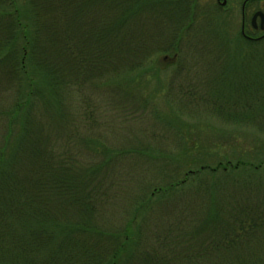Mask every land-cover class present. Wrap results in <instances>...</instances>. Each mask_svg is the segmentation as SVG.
Segmentation results:
<instances>
[{"label":"trees","instance_id":"trees-1","mask_svg":"<svg viewBox=\"0 0 264 264\" xmlns=\"http://www.w3.org/2000/svg\"><path fill=\"white\" fill-rule=\"evenodd\" d=\"M222 15L200 0H0V264H264V203L249 199L264 154L187 163L203 121L264 132V40L230 36ZM186 60L201 70L149 89L155 67ZM121 117H149L173 154L163 134L110 141Z\"/></svg>","mask_w":264,"mask_h":264},{"label":"rangeland","instance_id":"rangeland-1","mask_svg":"<svg viewBox=\"0 0 264 264\" xmlns=\"http://www.w3.org/2000/svg\"><path fill=\"white\" fill-rule=\"evenodd\" d=\"M201 3H205L207 4V2H213L215 5L219 6L216 3V0H200ZM229 1H233L232 4L230 3V5H228L227 9L224 8L222 9V11L224 12V16L223 19H220L219 21V25L222 26V30H224L227 34H229L230 36H234L236 33H238L240 31V4H241V0H229ZM201 21L205 20L203 19V14L201 15V17L199 18ZM199 21V20H198ZM198 31H200V33L204 32V22H200L199 26L196 27ZM223 31V32H224ZM199 33V35H200ZM207 36V35H206ZM235 43V41L233 42ZM187 49V48H186ZM190 49L193 48H188V50H184L186 52H190ZM236 50V54L239 53L240 50L238 49H234V51ZM185 52V53H186ZM240 54H242L243 57H245V52H240ZM189 54H187L188 56ZM162 59V58H160ZM168 58L165 59V61H162L161 64L166 65V63L168 64L170 61L167 60ZM187 61V60H186ZM251 61V59H250ZM240 66L239 70H240ZM176 69V70H175ZM179 67L175 68V67H169V68H163V67H155L153 70L155 71L156 75H154L155 77H152L150 82H149V89H152V87H157V86H164L166 83H168L169 81H171V79L176 75L175 72H182V71H192L194 69H200L201 70V66H191L189 67V62H185V64H183V67L180 68ZM153 71V72H154ZM235 85H238L237 81L235 80ZM157 106L158 108H160L161 110L166 111L167 107H166V102L165 100H163V98H159L157 100ZM147 119H142L138 120L139 124H137V127H135V129H128L127 126H129V124L131 122V120H124V117L121 118H117L119 119L115 124H114V131H112L109 134V140L112 141L113 143L120 145L122 148H125L126 145L133 141L134 139L138 140L140 145L143 146V143H146V145H150L151 141L153 138H158L159 140H162L160 138L159 135L163 134V141H167V144L164 145V142L162 141L161 145L158 147H162L165 151L168 152L169 157L171 156L170 154H173V150L172 149V145L169 144V142L171 141V136H166L167 134L162 133L161 131H159V127L157 126L156 128L151 126V122L149 119V117H146ZM101 119H99L98 121H100ZM138 121L134 122L137 123ZM203 121V119H202ZM130 122V123H128ZM204 124L207 125V128L205 131H201L200 133V140L198 144H195L197 146L196 149H192L191 147V143L192 142H188V147L191 153H189L186 157H187V163H189L188 161L191 160L193 157L199 158L201 157V161L204 162L203 156H209L210 154L212 155L211 159H206L207 161H205L208 164H214L216 161L218 160H222L224 161L225 159L228 160H232V161H237V160H244V161H256V158L258 157V155H262L264 154V132H261L255 128L252 127H243V126H235V125H225L223 123L214 121V120H206L203 121ZM102 128H103V123L102 121H100ZM204 126H202L203 128ZM124 128L128 129L126 133H124ZM105 129V128H103ZM122 129V130H121ZM132 132H131V131ZM218 130V131H217ZM206 132V133H205ZM197 138V137H196ZM166 139V140H164ZM157 142V141H156ZM155 143V142H153ZM169 144V145H168ZM214 144V145H213ZM219 144V146H218ZM217 147H216V146ZM151 148V147H149ZM172 151V152H171ZM264 179V176L263 178ZM264 187V180H262V184L261 186H259L258 188H256V190L254 192H251V196H250V200L251 201H259L261 203H264V190H260ZM237 192V189L233 187V194H236L235 190ZM264 189V188H263ZM263 247H264V241L261 242ZM148 244V243H146ZM137 249V250H136ZM145 251V253H149L152 251V247L149 246L148 249L143 250V248L140 245H136L134 252L136 251ZM247 250H249V252L247 253L250 257L251 262H253V259H251V256L253 255V253H255V249L254 246L251 248H248ZM261 255H263V253H261ZM264 260V257L262 258ZM221 262L224 263L223 260H220ZM219 261V262H220ZM218 262V263H219Z\"/></svg>","mask_w":264,"mask_h":264},{"label":"flooded vegetation","instance_id":"flooded-vegetation-1","mask_svg":"<svg viewBox=\"0 0 264 264\" xmlns=\"http://www.w3.org/2000/svg\"><path fill=\"white\" fill-rule=\"evenodd\" d=\"M232 2L229 0H216L220 9H227V6ZM259 13L261 14L259 15ZM254 15L256 16L253 19ZM240 21V33L243 38L264 40V0H241Z\"/></svg>","mask_w":264,"mask_h":264},{"label":"water","instance_id":"water-1","mask_svg":"<svg viewBox=\"0 0 264 264\" xmlns=\"http://www.w3.org/2000/svg\"><path fill=\"white\" fill-rule=\"evenodd\" d=\"M260 14H261V13H259V15H260ZM256 15H257V14H256ZM256 15L253 16V19L255 18ZM261 16H262V15H261Z\"/></svg>","mask_w":264,"mask_h":264}]
</instances>
